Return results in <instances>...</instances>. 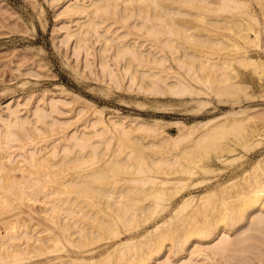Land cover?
Listing matches in <instances>:
<instances>
[{"label":"bare ground","instance_id":"1","mask_svg":"<svg viewBox=\"0 0 264 264\" xmlns=\"http://www.w3.org/2000/svg\"><path fill=\"white\" fill-rule=\"evenodd\" d=\"M97 1L98 0H94L93 2L91 1L92 4H90V6H86L85 5L86 3H83V6H81V4L78 6H73V5L68 6V8L71 11V16L75 14L77 15L84 14V18H87L86 22L80 24L81 25L80 30L76 32L75 31L71 32L72 34L76 35L77 50L81 51V49L86 50L89 48V44L87 43L88 36H86L91 33L88 32L89 29V31L90 30L92 31L93 35L99 34L98 38L96 36L97 40L101 38L100 40L102 41V37H104L103 40L106 41H103V45L104 42L106 43V45L108 44V47L103 46L105 51H106L105 48H107V52L112 48H116L115 50L117 52H118V48L120 49L121 54L114 51L115 53L113 54V56L120 57L121 55H123L121 57H123V59L126 60L125 67L128 68V70L130 68L133 71L131 72L132 82L134 81L141 82L144 81V79H147V82L150 87L149 89L157 94L178 95V96L191 95L192 98H198L199 99L198 102L200 103H202L203 100L200 97V95L202 94L205 95L214 94L217 97H219L221 101L232 100L235 102L238 101V98L242 94H245L247 98L253 96V95H248V90H247L248 86L246 87L242 82H234L224 78L226 77V73L228 77L229 70L227 68L233 69L231 68L232 65L229 67L230 64H228V67L224 65V64L227 65L228 62V60H226L227 62L225 61V57H223L224 58L223 61L225 63L221 65L222 67L219 66V64L217 65L221 67V69H223V66H225L227 69L226 71L224 67L226 73L223 70H222L223 72L222 71L220 72L219 67H218L219 70L217 69L216 71L215 67L217 66L213 65L215 63L210 65V69L213 70V67L211 66H214L216 72H213L214 71L213 70L212 72L210 71L206 73L208 71V70L206 71V69H209L207 68V64L208 63L210 64L211 62L209 61L206 62V60H204L205 62L203 61L204 63H207L205 66L206 75L198 74L197 75L198 77L196 79L198 81L199 80L198 78L203 76L204 79L200 81L203 83L205 88L198 90L189 81L186 82L184 77L186 78L187 75L190 74L188 78L194 80V78L196 77L195 75L198 73L197 70L194 71L193 63H191L193 62L192 60H194V57H192L193 59L190 62L191 64L188 62V60H187L188 63L186 62V60L185 62L181 63L180 61H182V58H184L185 55L184 57L181 56L179 57L175 54L176 51H179L178 50L179 48H176V50L174 49L173 43L175 44L176 42L170 44V42L168 41L169 37L167 40L163 39L164 35L166 36L165 34L166 30L163 31L164 29L161 28L162 25L167 23L165 24V27L166 25H169V27H167V32L170 31V33L168 32L169 34H167V36L180 35L181 32L179 31H182L181 27L179 28L178 26V28L181 30L174 28L177 24L176 21L178 19L175 20L176 24L171 23V27H170L169 21L168 20L167 22L165 21L166 20V18L164 17L165 14H162L160 11L156 13L157 19L155 17H154L155 19H153V17L150 18V16H152L149 14L151 13L150 8L155 4L156 6L157 5L160 6L159 8H161V10L162 8L167 7V5L165 6L163 4L165 2L162 3L161 0H150L151 3H149L148 0H125V3L129 1V5L133 4L132 6L130 5L131 6L130 7L127 3L125 8L126 7L132 8L133 6H135L134 3L136 2H137L136 6L137 5L139 6V3L141 4L139 6L140 8L137 7V10L139 9L138 10L139 12L135 13V17L138 16L137 13L140 15L144 14V16L148 14L150 15L148 18L150 19L148 23L146 21L145 22L143 21L144 20V17L142 19L143 15L140 17L138 16L139 18L137 17V19L140 20L141 18L142 23L143 22L146 23L145 27L144 26L143 27L145 29L149 28L150 31H152L153 34H155L152 35L151 32V36L154 37L156 36L154 43L157 45L156 46L157 49L159 48L157 52L163 51L167 53L166 46L165 44L163 46L162 43H164V41L168 42L166 43V45L168 46V44H170L169 48L171 47V45L173 46V49L171 48L169 52H171L172 55L175 54L176 55V56L174 55L175 57H178V59L176 58L178 60L177 63L181 64V66L180 65L179 66L183 69L185 68L188 69L187 71H185L187 72L186 73L187 75L185 74L186 76L184 77L182 73H178V72L176 73V74H180L179 76H181L180 78L178 77L179 80H177L178 83L176 85L174 86L169 85L168 87H163L162 84L166 83L165 77L161 76L158 78V80L153 79V77H156V74L162 73L163 69H160L161 67L160 65L163 64L165 61L163 58H161L163 56L158 57L156 53L150 51H147V53H145V50L141 49L136 42L135 43L130 42L131 41L130 39L129 41L125 39L126 43L121 45L119 41L111 39L112 36L110 37L107 36L106 34L102 36L103 34L98 31L99 30L98 28L104 22L101 21L102 15L100 13L104 12V9H107L109 7L108 1L110 2L111 0L107 1V8L104 7L106 6L105 4L104 5H102V3L98 4L100 0L99 2ZM116 1L120 2L121 0L119 1L115 0L114 2L115 7L122 6L124 10L123 9L121 10L127 13L128 11H126L124 8L125 4L123 5L120 3V5L116 6ZM146 1H148L149 4ZM181 1L183 3V1L185 2L186 0H181ZM187 1H188L186 2L187 5L189 4L190 7L192 6V8H194L195 6L196 9H198V11L199 10L201 11L197 13L195 10H193L191 12V9L188 8L192 14H197V16L201 15L200 18L198 17L199 19H202L203 17L205 18L212 13L215 14V12L218 15L220 13H224L226 10L229 11L230 14H224V15L221 14L223 17L220 18L218 17L220 15H218L214 18L224 19L228 16L230 19L232 17L234 18V16L238 15L239 13L245 12L247 13L244 15L245 19L247 15V17L249 18V19L247 18V20H250V24L248 23L249 26H245V27L250 28L251 25L252 29L255 30L254 33H256L255 35L253 34L254 35L253 37L256 38L259 37V33H260L259 30L260 26L258 25L259 19L255 14L253 15L251 14V12L254 11L251 10L253 8L251 7V5H249L250 2L248 3L246 0H222L221 2H219L220 3L219 6H221V8L219 7V9L221 10H219L217 9L218 2L215 1L216 2L215 3L216 6H215L214 3H212L214 2L213 0L210 3H212L211 5H214L215 6L214 8L217 9L218 11L217 10L215 11L214 8L212 9L210 4L208 3L210 9L212 10L210 11V9H208L209 8L208 5L206 8L204 6V4L206 5L207 2H209L210 0L209 1L206 0V3L203 4L204 7L198 6V4L196 5L195 2H194V6L189 3L190 1H192L193 4V1L195 0H190V1L187 0ZM201 1L203 3L204 0ZM101 2L106 3V1L104 0H101ZM259 3L260 4L262 3V6H264V0H261V2ZM199 5H201V2L199 3ZM110 6H112L111 3ZM178 6H180L179 3ZM249 6L251 7L250 13L248 11ZM115 7L113 8L115 9ZM170 7H174V6L170 5ZM181 8L182 6L180 7V9H178V11L181 10ZM185 8L186 6L184 7V10H186ZM108 9L106 10V12L107 11L108 12L107 13L104 12V13L106 14L110 13L109 11L111 9L110 10ZM114 9L112 11L113 13L116 11V9L115 10ZM133 10H135V8H132L131 11L133 12ZM206 10H209L210 12L209 11L208 12L210 14ZM171 11H173V9ZM186 11L185 12L183 11L185 17L190 15L189 12H187L188 15H186ZM204 11L207 12L208 15L206 13V15L204 16L205 13ZM181 12L180 13L176 12V13L181 14ZM99 14H100L99 17L100 20L97 18ZM128 14L130 15V13ZM131 16L134 17L133 15ZM184 16H183V20H184ZM124 17L125 15L122 18ZM126 17L124 19H127ZM174 17L175 16H173V19ZM210 17L211 15L209 16V18ZM192 18L191 20H193ZM194 18L196 19V23H197V18L196 17ZM104 19L105 17L103 18V20ZM187 19L188 18L186 17L185 20ZM229 19H226V21H228ZM235 19L236 17L234 18V20ZM109 20H111V18ZM161 20L164 22L163 24ZM170 20L172 22V19ZM191 20L188 19V21ZM202 20L201 21L203 22V24L206 23L205 25H207L211 21L212 23L214 22L213 18H211V21L208 22L207 21L205 22L204 21L205 19ZM237 20L238 19H236V21ZM222 21H220L221 24H223L224 22ZM233 21L230 23L229 20V22L226 23L227 25L228 23L232 24ZM105 22H108V20L106 19ZM112 22L115 21L113 20ZM235 22L233 23L234 25L232 26L235 25L236 27L239 26L235 24ZM144 23L143 24H141V22L138 23L137 27L138 26L142 27L141 25H144ZM191 23L194 24V22ZM215 23H219L218 20ZM221 24L219 23L218 25ZM230 24L228 26L225 25L227 26L225 32L227 31V33H229L227 35L225 34L228 37L224 36L223 34V37L225 39L229 38L230 34L234 36L233 32L232 33L229 32L232 31L231 29L234 28V27L232 28ZM240 25H241L240 28L239 27L237 28L242 31L241 27L245 24L241 22ZM157 26L158 29H156ZM203 26L197 28L202 29ZM196 27H195L196 31L195 29H193V27H192L193 30L191 28L190 30H192V32L194 31L197 32L198 29ZM236 27L235 29L237 32L238 30ZM263 27L262 29L264 30ZM168 28L171 30H168ZM212 28H208V29H212ZM155 29L157 31H155ZM130 30L131 29H129V31ZM148 30L147 31L145 30V32H148ZM183 30H185V33L188 38V35H190L191 31L189 30L190 32H188L187 34L186 32L187 30L184 28ZM245 30H246V36L247 35L249 36V34L252 33V31L250 32L249 29L245 28ZM247 30L249 31L248 32L249 34H247ZM209 31L211 32L209 34H212V31L211 30ZM233 31L235 30L233 29ZM203 32L205 33L206 31H204L203 29L202 33ZM243 32H244V28H243ZM238 33L239 31L236 34ZM132 34H133L132 31H130L128 32L127 35L131 36ZM144 34L136 36L135 39L141 37L143 38L144 36L146 37L147 33L145 35ZM148 34H150V32ZM196 34H198V32ZM243 35L242 38L245 39L246 37ZM205 36L207 37V35ZM205 36H203L204 40L206 38ZM194 37H196L195 34ZM213 37H215V39L217 37L216 43L219 42L218 41L219 38L217 34L216 36ZM223 37L221 38V40L223 39ZM238 37L237 35H235L234 38L237 39ZM199 38L200 35L198 39L194 38V40L196 39L198 42ZM234 38H232L233 43L238 47V49L237 47L235 46L234 47L237 50L243 48L244 51H246V49L244 48L245 46L243 47L244 44L241 45V40L239 39L241 37L238 38L240 41L239 40L236 41ZM247 38L250 39L249 37ZM247 38L245 40L249 42ZM145 39L148 40L149 38L147 37ZM191 39L193 40V37H191ZM191 39H188L187 42ZM203 39L201 40L203 41ZM208 39L210 38L208 37ZM208 39H206V42ZM253 39L255 40V38H252L251 40ZM258 39H259L258 41H261L260 38ZM201 40L200 42H198V44L201 43ZM211 40L213 42V39ZM251 40L249 42L251 45L252 44L254 45V43L256 42L259 43L257 40L252 43ZM143 42H145L144 39ZM178 42L175 44L176 47ZM187 42H185L186 45ZM197 42H196V48L197 51H199V53H197V56H200L198 54H201L202 52H203L202 55L204 56L206 55L205 53L212 54L214 56L213 52H215V49L214 51L209 50L210 48H208V50H204L203 48L205 44L207 45V43L205 42H204L205 44L201 43V45H204L201 48L197 46ZM226 42L228 43V41ZM214 43L215 41L213 42V44L211 43L212 47ZM227 43L225 44V47H227L226 45H229ZM180 44H178L179 47ZM193 44L191 43L190 44L191 48L190 47L189 48L190 49L194 48L195 49L194 52L196 54L197 51L195 45L192 46ZM230 44H231L230 46L234 45L231 42ZM182 45L180 47V50L182 48ZM186 45H184V47ZM251 45L250 46L246 45V46H249L251 48L253 46ZM260 45L261 44H259V46ZM188 46L186 48H188ZM230 46L227 48L231 49ZM225 47L223 46V48ZM189 48L187 49V52H185L186 54L189 53L188 52ZM250 48L247 49L252 50L253 47L251 49ZM192 50H190L191 56L192 54L194 55V53H192ZM234 50L232 49L229 51H234ZM241 50L242 49L239 50L240 52L237 51L238 53H236L235 50L234 53L241 54ZM229 51L227 50V52ZM247 52L245 54H247ZM215 53H217V51ZM220 53L221 52H219V54ZM179 54L181 55V52ZM240 54L239 56H241L242 54L244 56V52L241 55ZM254 55L248 58L253 59L250 60H252L253 61L252 63L256 65L255 67L262 66L264 68V57H262L261 55L258 56L257 55L254 56ZM203 58H201L200 61H202ZM234 58L235 57H233V60ZM165 59L168 60V57L166 56ZM173 59L175 58L173 57ZM198 59L199 58L195 59L196 62ZM240 59L242 61L243 58ZM152 62L156 64L154 65L152 64ZM203 62L201 64L204 65ZM212 62H215V60H212ZM249 62L247 61V63ZM197 63L199 64V62ZM216 63L218 62L216 61ZM243 63L245 64L246 62L243 61ZM108 64L109 63L105 58L101 62V65L105 69L108 68L107 67L109 66ZM195 64L194 66H196ZM220 64H222V62ZM232 64H235V62H233ZM240 64H242V62H240ZM200 66L198 67V69H200L201 73H203L204 69L202 72L201 68H203L204 66H201V68ZM141 67H149L150 69L155 70V72L150 71V73H152L151 76L150 74L146 73V71H141L140 69ZM191 68L196 74L192 73L193 71L191 70ZM140 72L142 73L139 74ZM109 73L111 75H114V70L110 69ZM222 75L225 80H223V82H220L219 77ZM113 79L117 80L116 77H114ZM217 81L218 84H216ZM138 85L140 87L144 85L142 88L145 87L144 83L142 84L138 83ZM246 111H248L247 108L243 109L241 112H246ZM15 113L16 111L11 112L13 118L10 120L9 123H6V129L0 135V264H156V263L158 264V261L163 259V256L160 257L159 255L163 251L166 242H170L171 245L169 246V248H166L164 251L165 253H167L168 251L170 252V254H167L166 262L164 264H224L219 259L229 260L233 264H264V155L261 158L257 159L254 163H252L249 169L245 168V172L242 176L230 178L225 183L217 184L214 187L210 188L208 191H206L204 194L199 196L198 198H196L195 196H189L188 198L182 199L180 204L173 207V205H171L172 204L171 196L173 195H171V193L169 194L168 190H170L172 186H178V185L186 186L188 183L186 180H183L181 178L179 179L175 178L177 182L174 183L170 181V179H167L166 176L167 174L170 173L169 171L166 170L165 162L167 161H164L163 163L154 160V162L151 163L144 156L141 147L139 145L129 144L127 143V140L120 141V137L116 148L118 154L115 155V152L114 153L112 152L110 156L104 161H101L102 158L101 152H99L98 149L95 151L93 150L97 148L95 146L94 148L93 147L91 148L92 150V153L90 154L91 158L89 160H84L87 156L86 148L90 146L88 145L89 139H86L87 137H82V138L74 137L75 143L73 144V146L69 148L65 147L60 154H57L55 152H52L51 154H44L42 151H37L33 149L27 150L28 146L34 145L36 143L34 142L36 135L30 133L32 132V130L29 131L30 135L27 134V131L30 130L29 129L30 127L27 126L28 121L16 115ZM36 115H37V121L39 122L46 121V117L43 113L37 112ZM235 115L236 113L233 114L234 118L231 119L229 122L223 123L221 125H214L208 132H206L204 135H201L200 137H194L195 131L203 126H207L208 124H210L212 122V119L201 120L198 121L197 124L190 126L181 124L182 123L181 121H176L177 124L182 125V129H187V130L181 132L176 140H170V141L173 144L172 149L175 150H178L180 146L186 142L189 143L188 145H191L190 148H187V150H184V148L180 149L181 152H184V154L187 155L188 157V168H189V172L187 170V172L189 173V174L187 173L188 175L191 174L192 170L199 168L200 165L196 167L197 166L196 163L198 161H195L194 159H195V155L200 153L201 150H204V154H209L211 153V151H215V150H217L219 153H222L224 150L232 151L231 145L229 144L220 145L217 139L232 134L237 139V141L247 142L248 140L252 139V137L260 133L257 131L256 128L251 130L248 129L245 132L243 128L248 124V121H244V119L235 118L236 117ZM261 118H262L261 119L262 122L260 123L261 125L263 124L264 126V117ZM16 128H18L19 130L22 128L21 129L22 133L19 131L21 135H19ZM24 129L25 130L28 129L26 132H24L25 136H23ZM154 134H157V130L154 131ZM201 139H209L208 144L202 145L200 143ZM14 141L15 143H17L16 141H20L19 142L20 145L18 144L19 145L18 149H16L18 145L13 143ZM262 144H264V140L262 138H258V139L256 138L253 142L249 144V149L252 150L255 147L260 146ZM12 148L13 150L14 149L19 150L18 156H16V158L14 159H12L11 155L8 153V151H10V149ZM76 148L79 150V152H77L79 156L75 152ZM127 149H129V151L127 152L126 156L121 158L120 155L125 153ZM76 156H78V159H81L83 162L85 161L86 164L82 162V163L74 164L72 167H70L68 164L70 162L72 163V161L76 158ZM223 156H224L223 154H218L215 156V159L222 160ZM240 157L241 156L239 157L232 156V157H227V159L233 162ZM160 163L163 164L161 165ZM203 163L204 164H202L203 166L201 167L203 168L202 170L206 171V173L207 172L210 173L214 171V169H212V165L207 164L204 161ZM66 169H69V171ZM170 169L171 172H179V170L175 167H171ZM18 171L22 172V177H18ZM158 173H165L166 176L164 177L159 176ZM78 177L79 179L76 180V178ZM45 188L47 189L50 188V190L54 188L53 191L54 194L52 190L50 191L52 192L51 195L50 192H48L49 195L44 194L45 192L43 193L42 190H44ZM59 190H61L60 191L61 195L62 193H64L63 195L67 193L66 196L64 197L58 196L59 195L58 193H60ZM41 192L44 194V196L46 195L45 198L47 199L45 201L48 202L47 205H49L50 203V206L52 205L56 209V211H53L54 208H52V206L51 208L50 206L48 208V206L45 204L47 208L44 210L45 216L43 219L49 220V222L46 224L41 222V218L39 219L40 221L39 220L37 221L35 217L31 215L29 212V209L31 208L29 200L31 201L34 198H35L34 200H37L39 198L37 196ZM55 192H57V195ZM34 195L37 196L34 197ZM43 197L41 196V198ZM45 201L44 203H46ZM50 209L54 212L53 216L48 215L49 213L48 211ZM46 215H48V217ZM40 216L43 217V215ZM158 216L159 218H157ZM141 218H144L143 219L144 221L142 223H140ZM151 220H152V224L148 225L149 224L148 222ZM29 221L33 223L36 227L41 226L36 234L33 235L32 233L33 230L30 231L31 228L30 230H27L28 229L27 227L26 230L29 232L28 234L26 233L27 236H25L26 235L24 233L25 228H23V231L22 230L19 231L21 225L20 227L17 226L19 228H15L16 225L19 224L23 225L24 222L27 224L29 223ZM243 222L245 223L242 224ZM14 223H19V224L15 225ZM12 224L13 226H11ZM151 226H153L152 229H150ZM29 227L32 226L30 225ZM2 228H4L3 231ZM123 229L125 230L127 229V231H132L134 229V231L135 230L137 231L130 235H127L125 239H121V236L125 234V230ZM35 231L36 230H34V232ZM77 232L80 233V237L79 236L74 237L75 239L72 238L74 234ZM28 235L29 236L33 235V237L35 236L34 242H32L33 238L29 237ZM30 239H32L31 240L32 243L29 242ZM118 239H120L121 241L117 242ZM37 242L40 244H38ZM82 247L85 248L82 249ZM70 248H72L73 250H71ZM247 254H252V255L251 256L249 255L250 256L249 257ZM42 255L43 256L46 255L48 256V258L46 260L39 259V257Z\"/></svg>","mask_w":264,"mask_h":264},{"label":"rangeland","instance_id":"2","mask_svg":"<svg viewBox=\"0 0 264 264\" xmlns=\"http://www.w3.org/2000/svg\"><path fill=\"white\" fill-rule=\"evenodd\" d=\"M91 1L93 2L94 0H0V135L6 129V123H9L10 120L13 118V115H11V112L16 111L15 114L20 116L21 118L26 119L28 121L27 126L30 127L29 128L30 130L28 129L23 130V136H25L24 132H26L27 130H28L27 134L30 135V133H32L36 135V138L34 140V142L36 143L34 145L28 146L27 150L33 149L37 151H42L44 154H51L52 152L60 154L64 150L65 147L69 148L73 146V144L75 143L74 137H77V138L87 137L86 139H89L88 145L90 146L86 148L87 156L84 160H89L91 158L90 156V154L92 153L91 148L92 147L94 148L95 146L97 148L93 150L95 151L98 149V151L101 152V156H102L101 161H104L110 156L112 152L113 153L115 152V155L118 154V152L116 151V148L119 142V137H120V141L127 140V143L129 144H137L141 147V150L144 156L151 163L154 162V160L163 162V163L164 161H167L165 162L166 170L169 171L170 173L167 174V176L165 175V173H158L159 176H163V177L166 176L167 179H170V181H172L173 183L177 182L175 178H178V179L181 178L187 181L188 184L186 186H181V185L172 186L171 189L168 190L169 194L171 193V195H173L171 196L172 197L171 205H173V207L180 204L182 199L188 198L189 196H195L196 198H198L199 196L204 194L206 191H208L210 188L214 187L215 185L220 184V183H225L230 178L242 176L245 172V168L249 169L252 163H254L257 159L261 158L264 155V144L257 146L252 150L249 149V144L253 142L256 138L257 139L262 138L264 140V126L263 124L261 125L260 123L262 122L261 117H264V68L262 66L255 67L256 65L252 63L253 59L250 58L252 59L250 60L248 58L254 54L257 56L261 55L262 57H264V47H262L264 46V34H263L264 30L262 29V27L264 26L263 24L264 23V15H263L264 6H262V3L261 4L259 3L261 2V0L260 1L259 0H251V1L246 0L248 3L250 2L249 5H251V7L253 8L251 9V7L249 6V10H248L249 13L251 10L254 11V12H251V14L252 15L255 14L259 19L258 25L260 26L259 27L260 33H259L258 38H260L261 41H258L259 40L258 38L253 37L256 33H254L255 30L252 29L251 25H250V28L245 27V26H249L250 24V20H247L248 18L247 15H246V19L244 17V15L247 13L244 12V13L238 14L242 17L238 15L234 16V18L236 17V19L238 20L241 19L239 21L245 24L241 27L242 31L237 28V27L240 28L241 22H239L238 20L236 21V19L234 20L233 17L229 19V17L227 16L226 18H224L225 20L220 19L221 17H223L222 15L230 14L229 11L226 10L224 13L218 14L220 16H218L216 12L215 14L209 13L210 11H212L210 9V6L213 9L216 6L215 4L216 2H218L217 9H219V7L221 8V6H219L220 5L219 2H221L222 0L220 1L214 0V2L212 3H214L215 6L211 5L212 3H210L213 0H210V1L207 0L209 2H207L206 5L204 4L206 3V0H204L205 2L203 1V3L201 0H195L193 1V4H192V1L189 0L190 1L189 3L193 6H194V2L196 3V5L198 4V6H203L204 4L205 8L207 7L208 3L210 4V6L208 5L209 7L208 9H210V11L209 10H206V11L207 12L209 11L208 13L211 15V17L209 18L210 15L207 16L209 19L208 20L207 17L204 18L202 16L203 17L202 19H205L204 20L205 22L211 21V18H213L214 24L212 23V21L210 22L212 24L210 23L207 24L210 27L205 25L206 23L203 24L202 19H199L201 15L197 16V14L191 13L193 10H195L197 13L201 11L200 10L198 11V9H196L195 6H194L195 9H194L192 8V6L190 7L189 4L187 5L186 3L188 2L187 0L185 2L183 1V3L181 0L179 1L174 0L175 2L173 0H161L162 3L165 2L163 4L165 6L167 5V7H164L165 10L164 8H162L161 10V8H159L160 6L158 5L156 6L155 4L154 6L156 7L152 6L150 8L151 13L152 12L154 13V15L153 13L152 14L149 13L152 16H150L149 14L145 16L144 14H142L143 15L142 16L137 13L139 17L142 16V19L144 17L143 21L144 22L146 21L147 23L150 20L148 19L149 16L150 18L153 17V19L157 17L156 13H158V11H160L162 14H165L164 17L166 18V20L165 19L164 20L166 22L167 20L169 21L170 27H171V23L176 24L177 22L176 26L174 25L175 26L174 28L179 29L181 27L182 31H179L181 29L177 30L181 32V34L178 35L180 37L176 35L175 36L173 35V36L177 38H174L172 35L167 36V34H169L170 31H168L169 33L167 32V27H169V25H166L165 27V24H167L165 23L164 25H162L163 27L161 26V28L164 29L163 31L166 30L165 34L167 37L164 35L163 39L167 40L169 37L168 41L170 42V44H172L173 42L177 43L178 41H179L178 44L180 43L183 44V45L180 44V47L182 45V48L180 50L179 45L177 44V47H176L175 46L176 43L175 44L173 43L175 50L176 48H179L178 49L179 51H176L175 54L179 57L180 56L184 57L185 55V57L182 58V61H180L179 59L181 63L185 62V60L186 62L188 60V62L190 63L191 60L193 59L192 57H194V60H192L193 62L191 63H193L194 71L196 70L198 71V73L196 74L191 68V70L193 71L192 73L196 74L195 75L196 77L194 78V80L188 78L190 74L187 75L186 74L187 72H185L188 69L185 68L186 69L185 70L181 68L180 67L181 64L177 63L178 57H175L176 56L175 54L174 56L171 54V52H169L171 48L173 49L172 45L169 48L170 44H168L167 46L166 43L168 42L164 41V43L162 44L163 46L165 44L167 53L163 51L157 52L159 48L157 49L156 47L157 45L154 43L156 36L155 37L151 36L152 31H150L149 28H146V29L144 28L146 23L143 22L144 25H141L142 27L140 26L137 27L138 23L141 22V24H143L141 18L139 20L137 19L138 16L135 17V13L139 12L138 11L139 9L137 10V7L140 8L139 6L141 5L139 2H138L139 6L138 5L136 6L137 2L134 3L135 6H133L132 8H135V10H133L132 12L131 11L132 8L130 7L133 4H130L131 5L130 6L129 1L127 2L128 5L130 6L129 8L127 7L125 8L127 4L125 3V0H121L123 3L121 1L120 2L116 1V6L120 5V3L123 5L125 4L124 8L126 11H128L126 13L125 11H123L124 9L122 6L115 7V3H114L115 0H111L110 2L108 0H104L106 1V3L101 2V0L100 2L99 0L97 1L99 2L98 4L100 3H102V5L105 4L106 6L104 7L106 8H107V1H108L109 9L108 8L107 9L108 10L111 9L109 11L110 13L108 14H106L108 12V11L106 12L107 9H104V12L106 13L101 12V11H100L101 13L99 12L102 15L101 21H104L103 24L100 23L101 26L98 28L99 29L98 31L103 34V35L101 34L102 36H104V34L110 37L112 36L111 39L119 41L121 45L126 43V40L129 41L130 39L131 40L130 42H133V43L136 42L140 46L141 49L145 50V53H147V51H150V52L156 53L158 57L163 56L161 58H163L165 61L163 64L160 65L161 66L160 69H163L164 71L162 70L161 74H156V77H153L154 80H158V78L161 76L165 77L166 83L162 84L163 87H168L169 85L170 86L176 85L178 83L177 80H179L178 77L179 78L181 77L179 76L180 74H176L178 72V73H182L183 77L187 75V77L186 78L184 77V79L186 80V82L189 81L193 86L196 87V89L200 90L202 88H205L203 83L200 81L204 79L203 76L198 78L199 79L198 81H200L198 82L196 79L198 77L197 75L198 74L206 75V73L210 71L212 72L213 70H214L213 72H216L218 67L223 65V63H225L223 61L224 59L223 57H225V61L228 60V62L226 61L227 65L226 64L224 65L228 67V64H230L229 67L232 65L233 67L231 66V68L233 69L227 68L229 70L228 77H227L226 67L223 66V69H221L222 66L219 67L220 72L222 70L223 71L226 70L225 73H226L227 78L226 77L224 78L229 79L234 82H242L246 87L248 86L247 88L248 95H253L252 97L247 98L245 94H242L238 98V101L235 102L232 100L221 101L219 97H217L214 94H209V95L202 94L200 95V97L203 99L202 103L198 102L199 100L198 98H192L191 95L178 96V95L157 94L149 89L150 87L147 82V79H144V81H141V82H138V81L132 82L131 72L133 71L132 69L129 68L128 70V68L125 67L126 60L123 59V57H121L123 55H121L120 57H117V56L114 57L113 54L117 52L115 50L116 48H112L111 50H108V52H107V48H105L106 49L105 51L103 46L108 47V44L106 45V43L104 42V45H103V41H106V40H103L104 37L100 36L102 37V41L100 40L101 39L100 37H99L100 41L97 40L96 36L98 38L99 34L93 35L92 31L91 30L89 31V29H88V32L89 33L91 32V33L90 34L87 33L88 35L86 36H88L87 43L89 44L88 49L90 51L88 49L86 50L81 49V51L77 50L76 35L72 34L71 32L72 31L76 32L80 30L81 29L80 24L86 22L87 18H84V14H81V15L75 14L71 16V11L68 8V6H72V5L78 6L80 4L81 6H83V3H86L85 4L86 6H90V4H92ZM148 1L149 3H151L150 0ZM148 1L146 2L148 3ZM200 2H201V5H199ZM110 3L112 6H110ZM167 3L169 4V6ZM178 3L180 6H178ZM170 5L174 6L175 8L170 7ZM181 6L183 10L181 8V10L178 11V9H180ZM185 6H186L185 9L188 11L184 10ZM113 7H115L116 9L114 13L112 12L114 9ZM188 8L191 9V12ZM151 9L155 11H152ZM169 9L171 10L173 9V11ZM217 9L214 8L215 11ZM183 11L184 12L186 11V15H188L187 12H189L191 16L189 15L190 17L189 16H186V17L190 20L192 17H193L192 18L193 20L195 19L194 17H196L197 23H196V19L194 21L193 20L188 21V19L185 20L186 17L184 16L185 14ZM176 12L178 13L181 12V14H178ZM207 12L204 13V16L206 15ZM128 13H130V15ZM100 14L99 16H97L99 20H100L99 18ZM127 14L130 16V18ZM124 15L125 17L127 16L126 17L127 19H124L125 17L122 18ZM131 15H133L134 17H132ZM193 15H196V16H193ZM173 16H175L174 19H173ZM183 16H184V20H183ZM216 16L220 18L218 19L214 18ZM104 17L105 19L103 20ZM109 17L111 18V20H109L110 19ZM167 17H170V18H167ZM106 19L108 20V22H105ZM170 19H172V22ZM226 19H229L230 23L234 20L233 23L236 21L237 23L235 22V24L239 25L236 27V25L232 26L234 25L233 23L232 24L228 23V25L230 24V26L232 28L234 27L233 29L235 30L233 31V29H231L232 31H229L230 33L232 32L234 33V36L230 34L231 36L229 35V38L230 37L234 38L235 35H237V37L239 36L242 38V35L245 34L243 36H245L246 38L249 37L250 39L247 38L249 42L252 38H255V40L253 39L251 41L253 43L257 40L259 42V43L256 42L258 46L256 43H254V45L256 44L255 46L253 44L252 46L248 41L245 40L246 38L241 39L238 37L241 40V45L244 44L243 47L245 46L244 48L246 49V51H244L243 48H240L243 50L244 56L242 54L243 53L242 50H241L242 55L239 53L241 56H239V54H236L240 52L239 51L240 49L237 50L238 47L233 43L232 38H230V41H229V38L225 39L223 37V34L224 36L229 34L227 33V31L225 32L228 26L226 22H229V20L226 21ZM113 20L115 22H112ZM175 20L177 21L175 22ZM215 20L216 21L218 20L220 24H221L220 21L223 20L224 22L222 21L223 24L218 25L219 23H215L216 22ZM245 21L247 24L248 23L249 24L247 25ZM191 22H194V24H192ZM163 23L164 22L162 21V24ZM199 23H201L202 25ZM193 25H196L197 27H202L203 25L204 26L202 29L200 28L198 29L196 26H193ZM182 27L187 30L186 31L187 34L188 32L191 31L190 35H188V38L185 33V30H183ZM192 27L193 29H195V27L198 29L197 30L198 34H196L197 32H195L196 29L194 32H192L193 30ZM235 27L237 28L239 33L241 32L240 34L239 33L236 34L238 31L236 32ZM190 28L192 30H190ZM208 28H212V29H208ZM243 28H244V32H243ZM245 28L249 29L250 32L252 31V33L249 34L248 33L249 31L247 30V34H249V36L248 35L246 36ZM129 29H131L130 31H132L133 33L131 36L127 35L128 32H130ZM156 29H158V26L156 27ZM156 29L155 31H157ZM203 29L204 31H206L205 33L203 32L204 34L202 33ZM145 30L146 31L148 30V32H145ZM168 30H171V29L168 28ZM209 30H211L212 34L214 35L209 34L211 33ZM262 30H263V33H262ZM207 31H208V34H207ZM149 32L150 34H148ZM144 33L145 34L147 33L148 35L146 34V37L144 36L143 38L141 37V38L135 39L136 36L143 35ZM194 34L196 37H194ZM216 34L218 35V38L220 39V40L218 39L219 42L217 43H216L217 37L216 39L215 37H213V36H216ZM152 35H155V34H153L152 32ZM199 35H200V38L202 37L201 39H203V36L207 35V37L205 36L206 37L205 40L203 39L202 41L200 38L198 40V42H200L201 40V43L203 44L207 43V45L205 44L204 46V45H201V43H199L200 45L198 44L196 39H198ZM211 35H212V38H211ZM190 36L193 37V40L191 39ZM220 36L223 37L222 40H221L222 37ZM147 37L149 38L148 40L145 39ZM208 37L210 39H208ZM194 38L196 39L194 40ZM238 38L237 39L234 38V39L238 41L239 40ZM143 39L145 40V42H143ZM175 39L178 41H176ZM188 39H191V40L187 42ZM206 39H208L207 42H206ZM211 39H213V42L215 41L213 47L211 46L213 44ZM184 40L185 42H187V45L184 42ZM226 41H228V43ZM196 42H197L198 47L202 48L204 46L203 48L204 50H208V48H210L209 50L214 51L215 49V52L217 51L218 54L213 52L214 54L213 56L212 54H208L204 52L206 54L204 56L202 55L203 52L202 53L200 52L201 54H198L200 56H197V53H199V51H197ZM230 42L234 45L230 46L231 45ZM246 42L249 44H247ZM191 43L192 44L194 43L192 46L195 45V48L197 51L196 54L194 52L195 50L194 48H192L193 50L190 49ZM226 43L229 44L226 46L227 47L230 46L231 49L230 48L228 49L227 47H225ZM245 43L246 45H249V46L251 45L253 47V48L251 47L252 50H248L247 48H250V47L246 46ZM259 44L261 45L259 46ZM184 45L186 46L184 47ZM187 46L188 48L189 47L190 48L188 50L189 53L186 54L185 52H187V49H188L186 48ZM223 46L225 48H223ZM234 46L237 47V49ZM215 47L217 48V50ZM226 49L228 51L235 49L236 53H234L235 50L227 52ZM190 50H192V53H194V55L196 56H194L193 54L191 56ZM218 50L219 52H221L220 54ZM178 52L179 53L181 52V55ZM246 52L247 54H245ZM117 53L121 54L119 48H118ZM188 54L191 56V58ZM208 55L210 59L208 58ZM166 56L168 57V60L165 59ZM173 57L175 59H173ZM195 57L199 58L197 62H199L201 66H204L203 68H201V66L196 62L195 59L197 58ZM220 57L222 61L220 60ZM233 57H235L234 60H233ZM104 58L108 61L109 63L108 65L110 66V67L107 66L108 68L106 69L101 65V62L104 60ZM201 58H203L202 61H200ZM240 58H243L242 61ZM204 60H206V62L209 61L211 63L210 64L204 63L205 62ZM212 60H215V62H212ZM229 60L232 62H230ZM246 60L250 62L247 63ZM216 61L218 63H216ZM243 61L246 63L244 64ZM202 62L204 63V65L201 64ZM221 62L222 64H220ZM233 62H235L236 66L235 64H232ZM240 62H242V64H240ZM213 63H215L216 65ZM152 64L155 65L156 63L152 62ZM194 64L197 67L194 66ZM206 64H207V68H209V69H206V71L208 70L207 72L205 71ZM212 64L214 66H217L215 67L216 71L214 69V66H211L213 67V70L210 69V65ZM217 64H219V66ZM237 64H240V65H237ZM247 64H250V65H247ZM199 66L202 69V72L204 69L203 73H201V70L198 69ZM224 67H225V70H224ZM110 69L114 70V75H111L109 73ZM140 69L141 71H146V73L150 75L152 74L150 73V71L155 72V70L150 69L149 67H141ZM141 73L142 72H140L139 74ZM114 77H116L117 80H114L113 79ZM224 78H223V75L220 76L219 77L220 82H223V80H225ZM138 83L140 84L144 83L145 87L142 88L144 85L140 87ZM216 84H218V81L216 82ZM246 108L248 109V111L241 112L243 109H246ZM37 112H41L45 115L46 117L45 122L37 121V115H36ZM234 113H236L235 118L244 119V121H248V124L243 128L245 132L248 129L251 130V129L256 128L257 131L260 133L252 137V139L248 140L247 142L237 141V139L232 134L222 137L220 139H217L220 145H226V144L231 145L232 151L224 150L222 153H219L217 150H215V151H211V153L209 154H204V150H201L200 153L195 155V159H194L195 161H198L196 163L197 164L196 167L200 165L199 168L192 170L191 174L188 175L189 174L188 173L189 172L188 157L187 155L184 154V152H181L180 149L184 148V150H187V148H190L191 145H188L189 143L186 142L182 144L178 150H175V149H172L173 144L170 141V140H176L181 132L187 130V129H182V125L177 124L176 121H181L182 122L181 124L190 126V125L197 124V122L201 120L212 119V122L210 124H208L207 126H203L195 131L194 137H200L201 135H204L206 132H208L214 125H221L223 123L229 122L231 119L234 118L233 116ZM16 129L18 133L19 131L22 133V130H21L22 128L20 130L18 128ZM31 130L32 132L29 133V131ZM155 130H157V134H154ZM21 133H19V135H21ZM16 142L17 143H15L14 141L13 143L18 145L20 141H16ZM208 142H209V139L200 140V143L202 145H206L208 144ZM19 145L17 147L15 146L16 149L19 148ZM16 149L13 150L12 148L10 149V151H8L12 159L18 156L19 150H16ZM128 151L129 149H127L125 153L120 155V157L121 158L125 157ZM75 152L77 153L79 152V150L76 148ZM218 154L224 155L222 157V160L215 159V156ZM77 155L79 156L78 153ZM78 156H76V158L72 161V163L70 162L71 164L70 163L68 164L70 167H72L74 164L83 162L81 159H78ZM232 156L233 157L241 156V157L232 162L229 159H227V157H232ZM203 161L207 164L212 165V169H214V171L210 173L208 172L206 173V171L202 170L203 168L201 166H203L202 164H204ZM83 163L86 164L85 161ZM163 163H160V164L162 165ZM171 167L177 168L179 172H171V169H170ZM66 168H69V167H66ZM66 170L69 171V169H66ZM18 177H22V172L18 171ZM78 179L79 177L76 178V180ZM46 189L47 188L42 190L43 193L45 192L44 194H48V192H50L51 190L52 192L54 191V188L51 190L50 188H48L47 191ZM60 191L61 190H59V192ZM42 192L39 193L40 195L39 194L38 196L36 195L37 197H39L37 199L38 201L34 200L35 198L33 199L35 202L33 200L31 201L29 200L30 206L32 208V209L31 208L29 209V212L31 215L35 217L37 221L41 218V222L46 224L49 222V220L43 219V218L45 216L44 210L47 208L46 205L48 202L45 201L47 198H45L46 195L44 196ZM52 192H50V195ZM55 193L57 195V192ZM58 194H59L58 196L64 197L66 196L67 193H65V195H63L64 193H62L61 195V192H60ZM36 196L34 195V197ZM41 196L42 197L44 196L43 198L45 199L41 198ZM44 201L46 203H44ZM47 206L49 208L50 203ZM52 208L54 207L52 206ZM53 211H56V209L54 208ZM53 211L50 209L48 211L49 212L48 215L53 216V213H54ZM40 215H43V217H41ZM48 215L46 216L48 217ZM157 218H159V216ZM143 219L144 218H141L140 223L144 221ZM19 223H14V224L16 225ZM24 223H23L24 227L22 224H19L16 226L14 225V226L15 228H19L21 225L22 228L20 227L19 231L21 230L23 231V228H25L24 229L25 234L26 233L28 234L29 231L27 230H30L31 228L30 231L33 230L32 233L34 235L37 233L38 229L41 227V226H37L38 227L37 228L30 221L27 224L25 223L27 226ZM148 223H147L148 225H151L152 220L149 221ZM244 223L245 222H243L242 224ZM30 225L33 228L29 227ZM11 226H13V224ZM152 228L153 226L150 227V229ZM3 230L4 228H2V231ZM34 230L36 231L34 232ZM138 230H141V229H138ZM136 231L137 230L134 231V229L132 231H127L126 229L125 234L121 236V239H125L127 235H130ZM27 234L25 236H27ZM33 235H30V236L28 235L29 237L33 238V240L30 239L29 242H31V240L32 242H34L35 236L33 237ZM78 236L80 237V233L77 232L74 234L72 238L78 237ZM120 241H121L120 239L117 240V242H120ZM169 243L170 242H166V245L164 246L163 251L159 255L160 257L163 256V259L159 260L158 264H164L166 262L167 254H170V252L168 251L167 253H165L164 251L166 248H169V246L171 245V243L170 244ZM83 248L85 247H82V249ZM70 249L73 250L72 248ZM247 255L251 256L252 254H247ZM47 258L48 256L46 255L44 256L42 255L39 257V259H42V260H46ZM219 260L223 262L224 264H233L229 260H224V259H219ZM167 262H170V261H167Z\"/></svg>","mask_w":264,"mask_h":264}]
</instances>
